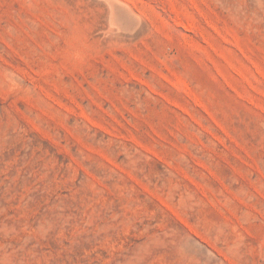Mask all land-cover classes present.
<instances>
[{
	"label": "rangeland",
	"instance_id": "1",
	"mask_svg": "<svg viewBox=\"0 0 264 264\" xmlns=\"http://www.w3.org/2000/svg\"><path fill=\"white\" fill-rule=\"evenodd\" d=\"M0 264H264V0H0Z\"/></svg>",
	"mask_w": 264,
	"mask_h": 264
}]
</instances>
